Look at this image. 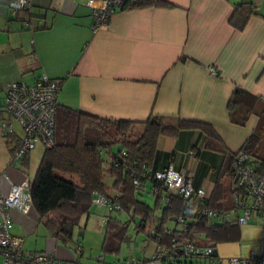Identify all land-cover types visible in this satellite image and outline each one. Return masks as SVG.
<instances>
[{"label": "crops", "instance_id": "obj_1", "mask_svg": "<svg viewBox=\"0 0 264 264\" xmlns=\"http://www.w3.org/2000/svg\"><path fill=\"white\" fill-rule=\"evenodd\" d=\"M13 1L0 0V120H10L3 111L2 87L14 79L32 84L45 74L60 85L61 109L115 120L144 122L157 115L170 124H207L218 139L193 128L159 135L151 166L185 170L193 188H202L210 201H223L224 169L264 108V11L258 5L242 29L230 25L229 18L243 0H166L171 7L118 8L106 25L93 30L85 0H28V7L16 11L9 6ZM236 87L250 95L243 124L233 122L227 109ZM12 127L11 137L0 132L2 193L23 174L31 180L43 153L35 148L10 166L22 135L16 122ZM162 204L154 200V214L161 213ZM10 219L9 231L24 238L25 252L53 256L46 264H110L149 256L154 249L153 241L132 229L140 255H121L122 247L119 255L102 253L104 226L87 235L89 214L66 242L50 233L34 207L26 214L10 210ZM225 233L226 240L215 246V264H227L229 257L244 258L241 264L264 258V217L229 226Z\"/></svg>", "mask_w": 264, "mask_h": 264}, {"label": "trees", "instance_id": "obj_2", "mask_svg": "<svg viewBox=\"0 0 264 264\" xmlns=\"http://www.w3.org/2000/svg\"><path fill=\"white\" fill-rule=\"evenodd\" d=\"M149 6L172 5L166 0H122L119 8ZM256 13L253 1L243 0L235 5L229 23L237 29H242L248 18ZM249 96L239 87L233 89L227 103L233 122L239 124L245 122L248 116L245 102ZM189 128L200 129L206 136L218 139L214 130L201 122L179 120L176 124H170L165 118L157 115L149 116L144 122L115 120L70 108L61 109L57 105L54 144L44 148L29 185L36 213L54 237L66 242L70 239L73 228L79 225L81 217L89 214L93 205L92 193L98 191L121 207L120 212L107 210L108 213L103 218L104 231L100 246L102 253L119 255L122 245L130 241L131 235L128 231L130 222L133 223L134 230L142 231L149 240L154 242V239L161 235L159 242H167L169 237L163 234V228L182 211L183 199L176 194H170L168 202L160 206L161 213L156 215L154 206L148 205L141 197L145 192L135 186V181H144L146 190H149L156 183L154 173L160 171L154 170L151 166L156 153L157 137ZM236 152L246 154L256 169L264 168V108L259 112L252 133L242 146L232 153L230 162L224 169L228 183L222 190L223 201L213 202L205 196L204 204L207 207L224 210L233 207L231 165ZM106 177L112 179L111 184L106 183ZM112 212L117 215L124 213L125 219H118L116 215L111 214ZM232 225L235 224L221 223L208 226L204 218L196 219L189 224L188 233H184L183 236L192 238L193 233L197 232L201 237L195 242L215 247L218 242L226 240L225 232ZM152 229L153 231L155 229V236L150 231ZM126 258L130 257L117 260ZM187 261L184 264H210L203 261Z\"/></svg>", "mask_w": 264, "mask_h": 264}, {"label": "built area", "instance_id": "obj_3", "mask_svg": "<svg viewBox=\"0 0 264 264\" xmlns=\"http://www.w3.org/2000/svg\"><path fill=\"white\" fill-rule=\"evenodd\" d=\"M122 0H85L83 5L91 10L92 29L97 30L106 25L111 14L120 7ZM28 0H15L9 3L14 11L29 6ZM214 71L213 67H210ZM3 111L10 120H0V132L4 137L14 135L12 122L21 128L22 135L13 146L9 165L21 161L38 144L49 148L54 144L55 113L60 85L56 80L40 74L32 84L20 80H11L3 87ZM233 207L214 209L204 204L205 192L202 188L194 189L191 176L185 170H175L168 165L154 173L156 183L146 190L145 182L137 180L135 186L153 196L161 203H167L170 194L183 199V209L172 223L163 228L167 242H159L161 235L154 237V249L143 258H126L111 264H184L187 260L217 263L215 247L211 244H198L200 234L193 233L186 238L189 224L204 218L208 226L217 224H240L257 217H264V168L256 169L243 152H236L232 165ZM149 174V172H147ZM30 180L23 174L18 181H11L6 193L0 192V255L2 264H46L54 258L48 251L23 250L24 238L9 231L10 210L15 209L24 214L32 208L29 192ZM91 203L108 211H121L117 203H112L102 193L94 191ZM154 236L155 229L150 230ZM196 237V239H194ZM80 250V248H78ZM242 257H229L227 264H241ZM257 264H264V258H258Z\"/></svg>", "mask_w": 264, "mask_h": 264}, {"label": "rangeland", "instance_id": "obj_4", "mask_svg": "<svg viewBox=\"0 0 264 264\" xmlns=\"http://www.w3.org/2000/svg\"><path fill=\"white\" fill-rule=\"evenodd\" d=\"M232 1H235V0H232ZM250 1H253L255 3V5H258V8L261 11H264V0H250ZM256 9H257V6H256ZM113 149L115 151L116 147H114ZM36 150L37 151H41V153H42L44 149L42 148V146L40 144H38L37 147H36ZM41 156H42V154H41ZM41 156H40V158L37 159V161H38V162H36L37 165H38V163H39V161L41 159ZM141 197L143 198V200L148 205H150L151 207L154 206V198H153V196L145 193ZM107 213H108V211H107L106 208L92 206L90 211H89V220H90V222H88V224H86V226H85L86 215L81 219V222H80V225L82 227L85 226L84 232L87 233V235H89L91 233V231H95L96 229H99V230L102 229L103 226H104L103 223H102V218H103L102 216L107 214ZM111 214L112 215H116V217L118 219H121V220L125 219V214L124 213H122L120 215H117L115 212H112ZM132 229H133V223L130 222L128 231H129V234L132 235V237L130 238L129 242H127L126 244H124L122 246L121 255H135V254L136 255H138V254L140 255V252L135 248V241H134V237L135 236L131 233ZM186 264H189V263H186Z\"/></svg>", "mask_w": 264, "mask_h": 264}]
</instances>
